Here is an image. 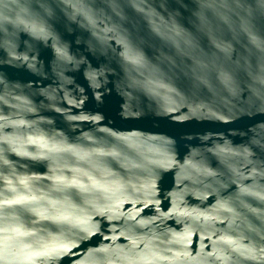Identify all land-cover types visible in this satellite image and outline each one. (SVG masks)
Wrapping results in <instances>:
<instances>
[{"label":"water","instance_id":"1","mask_svg":"<svg viewBox=\"0 0 264 264\" xmlns=\"http://www.w3.org/2000/svg\"><path fill=\"white\" fill-rule=\"evenodd\" d=\"M0 264H264V0H0Z\"/></svg>","mask_w":264,"mask_h":264}]
</instances>
